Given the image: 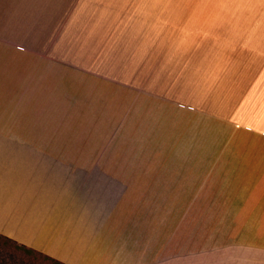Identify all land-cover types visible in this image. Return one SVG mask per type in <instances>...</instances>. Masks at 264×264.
<instances>
[{
    "label": "crops",
    "instance_id": "0c3cea01",
    "mask_svg": "<svg viewBox=\"0 0 264 264\" xmlns=\"http://www.w3.org/2000/svg\"><path fill=\"white\" fill-rule=\"evenodd\" d=\"M86 16L90 33L173 36L137 44L139 72L117 81L129 94L123 110L101 98L97 116H117L122 131L141 116L131 128L151 130L153 146H187L210 123L222 125L221 147L247 132L249 153L236 156L233 186L222 192L233 201L194 208L175 202L192 192L162 185L171 176L157 171L114 170L105 157L66 158L31 140L0 139V235L59 264H264V0H0V73L43 49L39 41L63 20ZM176 36L239 37L204 44ZM226 50L248 51L243 116L241 92L220 77Z\"/></svg>",
    "mask_w": 264,
    "mask_h": 264
},
{
    "label": "rangeland",
    "instance_id": "374dc122",
    "mask_svg": "<svg viewBox=\"0 0 264 264\" xmlns=\"http://www.w3.org/2000/svg\"><path fill=\"white\" fill-rule=\"evenodd\" d=\"M57 27L56 32L39 41L43 42V49L32 51L25 64H18L10 73H0V128H3L0 139L31 140L43 145L42 149L48 153L66 158L92 155L104 160L105 157L113 161L107 167L112 165L114 170L157 171L160 176H171L170 181L161 180L162 185L191 191L186 196H175V202L193 203L194 208L200 203L233 201L232 194L222 192L233 186L236 156L249 153L247 132L221 147L217 143L222 140V125L210 123L203 132H192L187 146L179 145L180 139L174 146L165 147L163 141L153 146L151 130L131 128L141 126V116L139 119L137 115L130 116L133 124L125 131L120 130L117 116L104 112L108 118L112 117L111 123L106 121L108 118L97 116L96 112L101 110L97 100L101 98L112 97V110H123L121 100L129 94L117 81L130 79L139 72L137 44L143 39L159 42L165 36L122 33L129 29L119 28H110L107 34L105 28H96L90 33L87 16L63 20ZM187 37L188 41L214 44L219 37L229 43L239 36H176V41L184 42ZM166 41L173 42V36L170 40L164 38L163 42ZM220 52L225 55L220 54L219 63L224 68L220 77L223 76L226 89L235 95L241 92L238 101L242 108L238 112L243 116L248 109V51ZM104 80L109 82L107 86ZM144 107L147 111V105ZM101 166L98 163L97 169H102ZM207 213L211 217L216 212ZM192 214L200 217V211L194 210ZM232 214V210H225L226 218ZM0 264L59 263L0 235Z\"/></svg>",
    "mask_w": 264,
    "mask_h": 264
},
{
    "label": "trees",
    "instance_id": "16d2710c",
    "mask_svg": "<svg viewBox=\"0 0 264 264\" xmlns=\"http://www.w3.org/2000/svg\"><path fill=\"white\" fill-rule=\"evenodd\" d=\"M53 261V260H52ZM55 262V261H54Z\"/></svg>",
    "mask_w": 264,
    "mask_h": 264
}]
</instances>
